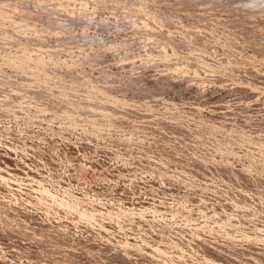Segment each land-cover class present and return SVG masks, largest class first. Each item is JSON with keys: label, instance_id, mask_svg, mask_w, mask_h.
Here are the masks:
<instances>
[{"label": "rangeland", "instance_id": "374dc122", "mask_svg": "<svg viewBox=\"0 0 264 264\" xmlns=\"http://www.w3.org/2000/svg\"><path fill=\"white\" fill-rule=\"evenodd\" d=\"M0 264H264V0H0Z\"/></svg>", "mask_w": 264, "mask_h": 264}, {"label": "bare ground", "instance_id": "6f19581e", "mask_svg": "<svg viewBox=\"0 0 264 264\" xmlns=\"http://www.w3.org/2000/svg\"><path fill=\"white\" fill-rule=\"evenodd\" d=\"M15 9V8H14ZM14 195V194H13ZM19 209V208H18Z\"/></svg>", "mask_w": 264, "mask_h": 264}]
</instances>
